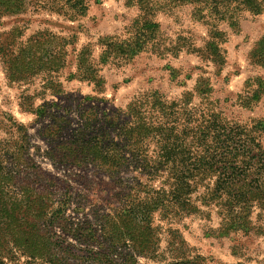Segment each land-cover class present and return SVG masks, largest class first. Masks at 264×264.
<instances>
[{"label": "trees", "instance_id": "trees-1", "mask_svg": "<svg viewBox=\"0 0 264 264\" xmlns=\"http://www.w3.org/2000/svg\"><path fill=\"white\" fill-rule=\"evenodd\" d=\"M90 1L47 4L75 18L86 15ZM196 1L200 20L213 24L200 56L216 66L223 60L224 40L218 24L236 29L242 13H264V0ZM126 3L137 4L140 14L128 38H99L100 64L129 59L157 44L160 25L153 1ZM27 4L0 0V16L24 12ZM91 47L80 49L73 74L97 88L96 95H85L83 101L98 100L105 93L106 81L90 61ZM7 51L0 43L4 57ZM250 58L264 67V37ZM4 63L10 81L23 78V69L13 68L8 60ZM167 68L175 80L179 71ZM245 90L247 95L238 100L250 109L261 98L264 80L248 78ZM212 91L209 79L200 76L194 88L180 96L144 90L124 108L102 114L95 107L83 108L78 127L67 139L62 136L66 118L22 94L21 111L51 119L40 134L49 143L45 154L52 163L79 169L93 165L112 179L117 188L112 198L118 205L105 211L100 203L110 201L100 196L99 202L87 206L84 192L70 185L56 200L51 189L55 181L28 155V127L2 112L0 128L12 134L14 127L17 136L0 141V264H140V257L152 264H199L202 257L191 254L179 228L194 219L202 221V231L209 236L264 235V119H228L217 108ZM195 98L200 103L193 106ZM126 172L133 175L125 177Z\"/></svg>", "mask_w": 264, "mask_h": 264}, {"label": "rangeland", "instance_id": "rangeland-1", "mask_svg": "<svg viewBox=\"0 0 264 264\" xmlns=\"http://www.w3.org/2000/svg\"><path fill=\"white\" fill-rule=\"evenodd\" d=\"M27 1L24 12L0 16V43L8 50L5 53L8 57L0 53V113H8L28 127V155L55 181L51 189L56 200L70 185L73 191L84 192L87 206L99 202L100 196L110 201L100 203L105 211H109L110 205H118L112 198L117 188L114 189L112 179L104 172L93 165L79 169L52 163L45 154L49 143L40 134V129L51 119L48 115L37 119L21 111L22 94L36 98V105L46 104L49 113L66 118L63 139L69 138L78 127V112L83 108L95 107L101 114L124 108L144 90H157L169 97L180 96L183 91H191L200 76L209 79L212 96L218 101L217 108L228 119L240 122L264 119V91L250 109L238 100L239 95H247L245 81L248 78L264 80V67L250 58L253 47L264 37V13L260 16L242 13L236 29L224 22L218 24L217 28L224 32V40L220 42L223 60H218L216 66L200 56V48L209 40L213 28L211 21L200 20V2L152 0L155 20L160 25L156 46L126 60L100 64L99 38L106 35L128 38L134 19L140 14L137 4L127 5L126 0H91L85 16L71 18L70 11L56 12L47 4L50 0ZM88 44L92 46L90 61L106 83L105 93L99 95L102 98L83 101L85 95H96L97 89L91 82L73 77L78 52ZM6 60L13 68L24 70L21 80L10 81L6 76ZM168 66L179 71L175 80ZM199 103L200 98H195L191 105ZM11 130L16 137L14 127ZM12 134L0 128V141H7ZM261 139L264 145V134ZM9 166H12L10 161ZM132 175L124 173L125 177ZM179 228L191 254L202 257L199 264H264V235L238 232L229 237L209 236L203 233L200 219L189 220L185 227ZM139 263L152 264V261L140 257Z\"/></svg>", "mask_w": 264, "mask_h": 264}]
</instances>
